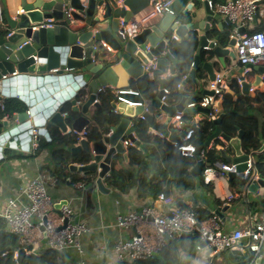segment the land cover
Segmentation results:
<instances>
[{
	"label": "water",
	"instance_id": "1",
	"mask_svg": "<svg viewBox=\"0 0 264 264\" xmlns=\"http://www.w3.org/2000/svg\"><path fill=\"white\" fill-rule=\"evenodd\" d=\"M149 1L53 0V2L38 5V3H28L27 0H21L20 5L25 11L23 14L18 15L16 19H11L6 12L8 28L0 31V94L12 91L11 94L13 95L15 92L28 106V109L13 114L12 123H9L8 129L5 131L3 128L7 126V121L0 120V143L12 144L15 139H21L25 140L27 146L32 131L30 116H32L33 126L44 123L45 127L46 121H49L64 132L66 131V120L71 118L70 115L80 114L71 122V128L77 132L81 131L87 126L90 117L89 107H101L97 98L98 89L102 86H110L123 91L117 92L115 99L111 101V107L120 112L121 119L115 126L109 128L111 133L103 135L100 140L90 143L87 139H83L79 144L70 148L71 155H76L82 150L90 154L91 151H94V155L91 154L92 162L80 166L71 164L69 168L84 173L96 171L98 176L95 182L96 190L101 193L109 192L103 183V178L111 172L110 167L114 155L122 154L126 158L122 139L130 140L135 146L145 151V146L135 137L133 132V123L138 117L143 118L148 123L149 130L154 129L161 132L173 142L180 141L184 137L185 131L180 136L170 134L163 126L157 125L155 123L156 116L145 109L159 108L170 116L175 112H182L183 114H192L196 111L203 114L209 113L207 107H187L186 102L189 99L187 96H183L174 106L161 102V98L164 96V79H161L160 76L165 71L167 60L174 61V64L177 63L169 49L166 50V46L170 42V38L167 36L169 32H173L177 37L182 38L189 29L200 28L207 31L215 13L209 8L208 0H174L169 7L170 12H166L156 25L148 27L136 35L122 34L118 30L120 19L125 23L130 22L135 14L149 4ZM263 2L264 0H260L257 3ZM193 8H196L195 11ZM198 10H203L206 14L204 27H199L192 22H180L185 14H189L192 19L195 18ZM50 19L53 20L52 27L32 30L33 24ZM73 22L79 24H73ZM224 22L230 25L226 18ZM218 27H222V22L218 23ZM11 30L13 33L7 36ZM238 33L243 35L247 33V30L243 27L239 28ZM101 42L106 43L111 48V51L106 52L107 55L105 56L98 55V50L102 49ZM228 43L229 47L223 48L217 44V38L213 41L202 34L199 36L198 46L199 50L204 48L210 51L211 55L215 56L223 65L224 57H235L231 50L235 44V39L231 38ZM94 45H97L98 49H93ZM95 56L97 63L93 61ZM153 59L155 60L153 75L157 76L161 82L156 97L146 100L142 97V90L137 91V93H129L128 90H124L131 85L132 80L150 79L149 74L143 71L144 66ZM198 64L199 55L195 54L190 75L185 78L180 87L181 92L184 84L195 77ZM202 68L209 80L214 79L215 72L210 60L202 63ZM168 69L173 74L175 65L169 66ZM253 70L257 73L254 83L257 85L260 81V75L264 74V67L256 66ZM88 72L96 74L92 82ZM72 82L76 84L71 85ZM85 88L89 89V93L85 94L84 103L78 105L77 98L74 97L70 101L71 111L69 113L64 112L65 115L63 116V107L60 106L62 98L73 90L79 93ZM248 88V84H242L241 90L236 96H247ZM230 93L233 92L230 91ZM202 94L211 95L212 92L205 89L202 90ZM128 102L134 104L130 105ZM217 108L219 114L213 119L215 129L205 145L208 146L209 142L217 138L229 143L233 148L234 158L223 155V153L222 155L226 162L235 164V170L226 172V174L230 180L235 177L245 180L241 190L256 192L258 185L264 186V180H253V178L246 180L243 178L246 160L249 158L242 149L243 131L239 129L235 137L223 134L220 129V124L224 118L222 101L218 102ZM15 121H17L16 124ZM168 124L169 120L164 125L167 126ZM206 165L210 166L209 163ZM203 166V159L197 157L190 171L193 175H200ZM156 206H159V202L156 203ZM215 214L221 217L223 209L216 210ZM67 222L68 219L65 218L64 226ZM42 223L40 228L43 230L46 218H43ZM64 226H60L57 230ZM16 236V234H12V245L15 243ZM184 237L193 239L194 235L181 233L180 238ZM206 243L203 241L200 245L204 247ZM31 248V245L28 244L17 250V264H22L25 252L30 251ZM10 249L9 246L0 251V256ZM210 252L211 250L208 249L207 253ZM230 253L237 254L242 258L236 263L229 261L230 264H246L253 257L252 252L231 250ZM152 258L162 260L161 254H153ZM259 262L260 259H256L255 264H259Z\"/></svg>",
	"mask_w": 264,
	"mask_h": 264
},
{
	"label": "crops",
	"instance_id": "2",
	"mask_svg": "<svg viewBox=\"0 0 264 264\" xmlns=\"http://www.w3.org/2000/svg\"><path fill=\"white\" fill-rule=\"evenodd\" d=\"M226 1L228 0H225L224 2ZM20 2L21 0H0V4L4 9L5 14L6 12L8 14L18 9V7H21ZM27 2L38 3V5H41L44 3L53 2V0H27ZM263 4L264 2L258 4L259 8H262L264 6ZM195 9L196 8H193L194 11ZM205 17L206 14L204 13V11L198 10L197 16L195 18L192 19L189 14H185L183 19H180V22L181 23L192 22L197 24V26L199 27L200 26L204 27ZM161 18L162 17L152 21L149 27H152L157 23H159ZM224 20L225 18L223 16L220 15L214 16L213 20L209 23L207 31H204L200 28L189 29L186 35L182 38L177 37L173 32L171 33L169 32V34L167 35L170 38V40L174 39L178 43L183 42L184 39L190 33L193 32L196 33L198 38L194 56L195 54L199 55L198 65L201 68V72H198L196 69V74L199 73V75L197 74L198 76H196V84L198 87L196 88L195 92H192L190 94L191 98L186 102V104H188L189 102H193L191 99L195 95L196 97L201 98L203 96L202 90L207 89L208 83L210 82L205 70L202 68V63L210 60L215 74H229L232 72V67L235 62V57L234 58H231L230 56L224 57L223 58L224 64L222 65L216 59L215 56L212 58L207 57V55L202 56V53L207 52L208 50L204 48L199 50V46H198L199 36L204 34L208 38L215 36V38H217V44L220 45L221 47L223 48L229 47V43H227V45L225 46H222L220 44V38L223 32L230 31L231 33L233 30L232 25L226 24ZM120 21L123 20L120 19ZM219 22H222L221 28L218 27ZM73 24H79V23L73 22ZM213 27H216V31H212ZM7 28H8V24L7 21H5V23H3V26H0V31H4ZM254 28H260L261 31H264V15L256 16L255 21H252L251 26L250 27L248 26L247 31L252 30ZM168 45L169 43L166 46V50L168 49ZM231 50L235 53L234 46L231 47ZM98 55L105 56L107 54L104 49H99ZM194 56H193V60H194ZM94 59H95L94 62L97 63L96 56L94 57ZM177 64L178 63L174 64V61L167 60L165 71L162 73L160 78L165 80L166 78L174 76L177 73V69H178ZM171 65H175V72L173 74L170 73L168 69V67ZM191 68H192V64H191ZM254 73L257 78V73L255 71ZM88 74L91 75L90 81L92 82L93 79L96 77V74H94L93 72H88ZM149 76L150 79H153L155 77V75H153V71L149 74ZM256 78H255V82H256ZM131 82H132L131 85L125 88L124 90H128V91L130 90L133 92L140 91V88L138 87L139 80L138 81L132 80ZM232 82L233 81H231L230 88L227 91V93H230V91H232L231 90ZM74 83L75 82H72L71 85H73ZM118 90L120 89L114 88L113 90L114 94H116ZM240 90L241 89H239V91ZM11 92L12 91H9V93L2 92L0 94V106L1 107L4 106L5 100L13 99V100H17L18 102V105H16L17 111H15L13 114L27 110L28 106L23 102V100L20 99V96L15 92L12 95ZM84 93L87 95L89 93V89L85 88ZM232 94L236 96L237 93H232ZM76 95H77L76 90H73L71 93H67L66 97L62 98L63 100L60 103V106L64 107L65 103H69V107L71 111L72 105L70 101L74 97L76 98ZM97 100L99 101L98 98ZM180 100L181 98L179 99V101ZM84 101L85 99L77 100V103L78 105H81L82 103H84ZM179 101L172 102L173 104L172 106H174V104L178 103ZM95 109L96 107L93 106H90L88 109L90 113V117L88 118L87 126H92L94 124V122L91 120V115ZM110 109L114 112V109L112 107ZM65 110L66 109H64L63 113L65 112ZM159 110H160L159 108H155V107L149 108V112L156 113ZM70 111H66V112L69 113ZM176 113L179 112H175L174 114ZM79 115L80 114H75L74 117L70 115L71 118L69 120H66V131L64 132L61 131L60 128H58L57 126L51 124L49 121H46V125H52L56 127L61 134H69L74 131L71 128V122L73 121L74 118L78 117ZM139 118L140 117H138L137 119ZM263 118L264 116L261 117L260 123H262ZM208 119L209 118L207 114H203L201 112L196 111L192 113V116L190 117V119H188V121L184 120L182 115L183 122L181 124V127L179 128L176 127L172 121H170V123L167 126L164 125L163 127L170 134L180 136L191 125H192L191 127L193 128H199L202 125L203 121ZM1 121H7V126L3 128V131L8 129L9 123H12L11 117L8 118L6 116L3 119H1ZM29 121L32 124V128H36L39 130L43 129V131H40V133L37 136L38 143L42 137H44V139H46L47 141H50V136L46 130V126L44 127L43 125L44 123L39 126H33L32 116H30ZM16 123L17 121H15V124ZM188 124L190 125L189 127ZM10 125L12 126V124ZM87 126H85L83 129H85ZM110 133L111 130L109 129L103 135H107ZM150 133L154 136L161 138L162 140L164 139L169 140L168 137L164 136L163 134L162 136H159L152 131H150ZM31 134L32 131L29 135V138ZM125 139L126 138L122 140ZM217 139H220V142L214 139L211 142H209L208 146L205 145V147L202 150H200L203 151V156L200 155L199 153V157L203 159L204 166L201 170L200 175H193L190 171V173L193 176H199V178L195 181V187L192 190H188L180 193L175 188H173L170 189L168 192H160L159 194L162 193L164 195H173L175 198V206H181L186 203L191 204L196 212L197 220L199 222H204L205 220H207L210 216L215 214L216 210L223 209L222 216L221 217L218 216L220 218V229L223 232H231L235 229L244 228L248 226L250 223L256 222L259 219L261 211L264 207V186L258 185L256 192L241 190V186L244 183V182H240L241 178L235 177L230 180L226 172L217 170L213 166L214 162H211L210 160L213 159L217 153H220L221 155L223 153V155L231 156L234 158V151L231 145L229 143H226L224 140H221V138H217ZM25 143H26L25 140H21V139H15L12 144L9 143L3 144V142L0 143V146L2 147V149L0 147V213L3 210L5 204L7 203V200L10 198L17 197L20 203L22 204L26 203L25 197L20 194L21 190L25 188L34 178L44 174L50 176L55 180L54 185H50V183L47 185V193L53 202V210H54L53 217L59 215L61 206L67 201L71 205L73 212V219L76 221L86 222V224L90 227V230L87 233L82 234L80 237V245L82 248L81 253H77L74 249H68L65 251L57 252L47 248L44 230H42L40 227H35L31 232V240L28 243L23 242V238L20 235L16 236L14 245H12L11 243L10 247L14 248L13 252L15 259H16L17 250H19V248L25 247L26 245L30 244L32 248L30 251L27 250L25 252L24 258L37 257V264H73V262L76 261L77 259H83L86 261L87 264H118L120 263V261L116 260L113 254L114 243L120 237L125 238L131 235L132 233H134V229L130 228L128 230H123L118 228L116 226V216L120 213L139 211L143 206L154 207L157 211L164 214H168L171 209V207H166L161 204H159V206H156L157 198L152 199L151 197H146V198L138 197L135 189H131L126 193L118 192L113 186L108 185L106 182H104V178H103V183L107 187L109 192L101 193L98 190H96V185H95L98 176H96V179L91 186L89 187L84 186L83 188L78 187L79 183H83L81 182V178L84 177L85 173L80 171H73L70 168H68V173H66L64 178L62 179L63 181L59 182V179L51 175V171L55 168L51 146L40 147L39 151L34 153L33 151L35 150L30 148L29 144L26 146ZM75 145L76 144H74L73 146ZM130 147H126L124 149L126 153V158L122 154H116V155H120L123 163L127 162V158H128L127 153ZM145 151L150 153L151 148L145 146ZM68 152L70 153V148L68 149ZM259 152L260 153L264 152V138L261 139V149ZM247 155L250 156L254 161L255 170H257L258 174H261L264 171V161H257L256 157L252 154H247ZM215 162H225V161L217 159ZM207 163H209L210 166H207L206 165ZM73 164L80 166L77 163H73ZM233 180L236 181V184L233 183ZM218 201L221 203L219 204ZM30 221L33 224H37L38 220L36 216H32ZM2 231L3 230L1 229L0 232ZM5 231L9 232L7 230L6 223H5ZM176 239L177 240L179 239L181 241L177 247V252H178L177 264H202L203 262L209 260L207 256L208 255L207 250H202V251L196 250V244L198 240L195 238V235L193 239L186 237L181 239L180 236H176L171 238L168 242H171L172 240H176ZM165 248L166 249L164 250H167L168 246L166 245ZM162 253L163 251L160 253L162 256V260H156L153 259L152 257L146 259H153L158 262H161V264H164L166 261L163 259ZM261 253L262 256L260 258L259 264H264V246H262L261 248ZM241 259L242 258L237 254H235L233 257H230L229 254L227 253V258H224V256L221 255L216 260L220 264H229V260L232 263H236L239 262ZM23 260H22V264H23ZM135 264H137V262H135Z\"/></svg>",
	"mask_w": 264,
	"mask_h": 264
},
{
	"label": "built area",
	"instance_id": "3",
	"mask_svg": "<svg viewBox=\"0 0 264 264\" xmlns=\"http://www.w3.org/2000/svg\"><path fill=\"white\" fill-rule=\"evenodd\" d=\"M174 0H150L149 4L135 14L131 21L125 23L120 21L118 30L123 34L136 35L149 27L150 23L157 18L162 17L166 12H170L169 7ZM260 0H228L222 4H213L208 0V6L213 10L215 16H223L226 18L233 30L230 33V39H235V62L232 67V72L229 74H215L214 79L210 80L207 90L212 94L203 95L198 102H189L187 107H207L209 108L208 118L213 120L218 114L217 104L223 100V96L230 88L231 81L236 82L239 89L242 84L249 85L248 96L255 97L258 91H264V74L260 75V81L257 85L255 83V73L253 68L256 66L264 67V31H254L240 35L239 28L248 30L251 26L253 19L256 16L264 15V6L259 8L258 3ZM264 5V4H263ZM25 11L22 7L8 13L11 19H16L18 15L23 14ZM5 12L0 4V26L5 23ZM53 20L44 21L42 23L33 24L32 30H37L44 27H52ZM13 30L7 33L10 36ZM215 41V36L209 38ZM101 47L106 52L111 51V48L104 42H101ZM93 49H98L97 45ZM93 61H95L93 57ZM155 69V60L153 59L148 65L144 66V72L150 74ZM186 77H183L185 81ZM182 83L177 84L180 88ZM104 88L114 90V87H101L98 93ZM164 96L161 102H165V95L169 93L167 88H163ZM118 92H123L122 90ZM133 93V91H128ZM137 93V91H134ZM117 94V93H116ZM120 100H122L119 97ZM130 105L134 103L128 102ZM149 112V108L145 109ZM114 112L120 114L116 109ZM156 115L155 123L159 126H164L165 121L169 120L174 123L176 127H181L182 112L170 116L168 113L159 110L158 112H149ZM65 113H63V116ZM143 119V118H141ZM150 131L162 136L161 132L154 129ZM184 137L174 142L176 149L184 157L193 158L196 156L197 147L193 143L194 128L190 127L185 130ZM39 129L32 128L30 136V148L35 150L38 146ZM77 136L76 145L83 139H87V132L85 129L81 131H73ZM222 140V139H221ZM124 149L126 147L134 146L130 140H122ZM94 155V151H91ZM203 156V151H200ZM199 157V156H198ZM92 162V161H91ZM213 166L224 172H231L235 170V164L225 162H214ZM243 178L253 180H264V171L258 174L255 170L254 161L249 156L246 160V169L243 172ZM55 184V180L48 175H40L34 178L25 188L20 192L26 199V203H20L17 197L7 200L3 210L0 213L1 218L5 221L7 230L11 234L20 235L23 242L28 243L31 240V232L33 228L40 227L43 223V218H46L44 225V233L46 238V246L48 249L61 252L68 249H74L77 253L82 252L80 245V237L82 234L87 233L90 227L84 221H76L73 219V212L69 202H65L60 209V214L54 215L53 202L47 193V185ZM78 187L83 188L84 183H79ZM157 202L166 207H171L168 214L157 211L154 207L143 206L139 211L120 213L116 216V226L123 230L130 228L134 229V233L128 237H120L116 240L113 246V254L116 260L120 262L134 263L146 258H151L153 254H160L165 248L167 242L181 233L198 234V242L196 250H208V259L202 264H220L216 259L219 256L227 258L228 251L237 250V252H252L253 257L249 263L255 264L256 259L262 256L261 248L264 246V207L261 211L260 217L256 222L250 223L244 228L235 229L231 232H223L220 229V218L214 214L204 222L197 220L196 212L191 204H183L175 206V198L173 195L159 194ZM32 216L37 217V224L31 223ZM67 218L68 222L64 226V219ZM60 226L62 229L57 230ZM246 240V241H245ZM206 241L203 247L201 242ZM230 261V260H229ZM73 264H87L83 259H77ZM230 264V262H229Z\"/></svg>",
	"mask_w": 264,
	"mask_h": 264
},
{
	"label": "trees",
	"instance_id": "4",
	"mask_svg": "<svg viewBox=\"0 0 264 264\" xmlns=\"http://www.w3.org/2000/svg\"><path fill=\"white\" fill-rule=\"evenodd\" d=\"M213 4H222L225 0H211ZM212 31H216L213 27ZM261 31L260 28H254L248 32ZM229 33L223 32L220 38L222 46L227 45L229 41ZM196 33H190L183 42L178 43L171 39L168 49L177 60V73L174 76L166 78L163 82L165 88L169 93L165 95V102L173 105L172 102L179 101L183 96H187L190 100V94L195 92L198 87L196 84V76L191 78L183 86V91L177 87V84L183 82V77L190 75L191 64L193 62L194 52L197 44ZM207 53V54H206ZM212 58L210 51L203 52L202 56ZM198 72H201L199 65L196 67ZM159 78L155 76L149 80H139L138 87L142 90V97L150 100L157 95V89L160 85ZM231 90L233 93L239 92V87L236 82H232ZM77 100L85 99V93L82 90L76 95ZM98 99L101 103L100 108H96L92 115L91 120L94 122L92 126L85 128L87 132V140L89 142L100 140L103 134L106 133L110 127L115 126L121 119V115L114 113L111 108V101L115 99V94L110 88H104L98 94ZM187 100V101H188ZM194 102H198L200 98L192 97ZM177 104V103H176ZM223 113L224 118L220 124L221 132L229 137L237 136L238 130L243 131L241 140L242 149L244 153L252 154L256 157L257 161H264V152L260 153L261 139L264 138V118L260 123L261 117L264 116V91L257 92L254 98L247 96L236 97L234 94L226 93L223 96ZM17 100H5L4 106H0V120L5 116L10 118L13 113L17 111ZM175 105V104H174ZM70 111L69 103H65L63 111ZM75 114H72L74 117ZM192 114H183V119H190ZM190 125L188 124V127ZM192 126V125H191ZM190 126V127H191ZM169 127V126H168ZM167 127V128H168ZM189 127V128H190ZM215 129L213 120H204L199 128H194L193 143L197 147L196 156L193 158L182 156L176 149L173 142L169 140H162L150 133L148 123L143 119H135L133 123V132L136 138L146 147L151 148V152L144 151L138 146H131L127 153V162L123 163L120 155H114L111 162L110 174L104 177V182L113 186L118 192L126 193L131 189H135L138 197L146 198L151 197L156 199L160 192H168L170 189L175 188L178 192L182 193L192 190L195 187V181L199 176H193L190 173V168L193 166L195 159L199 156L200 150L205 147V143L209 136ZM46 130L49 133L50 141L42 137L38 143L34 153L39 151L40 147L51 146L53 162L55 168L51 171V175L63 181L65 174L68 173L70 164L77 163L85 165L92 161L91 154L84 150L76 155H71L68 149L73 147L77 142V136L74 133L61 134L59 130L52 126L46 125ZM220 142V139H216ZM217 159L226 162V159L217 153L211 162ZM97 172L90 171L84 174L81 182L84 186L92 185L96 179ZM243 179H240V182ZM236 184V181L233 180ZM210 185V184H209ZM220 204L221 202L218 201ZM207 217V216H205ZM0 251L8 246H11L12 234L5 231V221L0 218ZM198 238V234H194ZM181 241L178 239L168 242L167 250L163 249V259L166 261L164 264H177L178 252L177 247ZM192 244V243H191ZM190 244V245H191ZM166 247V246H165ZM14 248L7 253L0 256V264H16L14 258ZM230 257L234 255L228 251ZM23 264H37V257H25ZM118 264H135L120 262ZM137 264H161L153 259H146L138 261Z\"/></svg>",
	"mask_w": 264,
	"mask_h": 264
}]
</instances>
